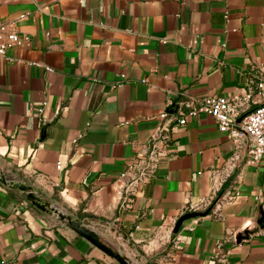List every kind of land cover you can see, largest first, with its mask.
Returning a JSON list of instances; mask_svg holds the SVG:
<instances>
[{
	"label": "crops",
	"instance_id": "1",
	"mask_svg": "<svg viewBox=\"0 0 264 264\" xmlns=\"http://www.w3.org/2000/svg\"><path fill=\"white\" fill-rule=\"evenodd\" d=\"M0 20L28 37L0 57V172L135 264H264V156L176 120L201 97L264 105V0H0ZM0 263L118 264L1 183Z\"/></svg>",
	"mask_w": 264,
	"mask_h": 264
},
{
	"label": "built area",
	"instance_id": "2",
	"mask_svg": "<svg viewBox=\"0 0 264 264\" xmlns=\"http://www.w3.org/2000/svg\"><path fill=\"white\" fill-rule=\"evenodd\" d=\"M27 39V36H21L16 31L13 21L0 20V57H4L8 49ZM259 87L262 88L263 85L261 84ZM239 103L240 98L236 95L230 98L201 97L185 102L186 110L177 112L176 120L178 125H184L188 118H195L201 114L211 116L218 123L220 132L230 134L237 139L245 137L249 141L246 164L254 166L264 156V105L251 111H244L240 108ZM43 106L44 104L38 109L39 113L42 112ZM163 116H167V114L163 113ZM168 131V125L162 126L158 135L150 141L141 159L130 165L127 171L121 174V177H125L128 172H132L130 185L148 179L153 173L155 165L166 156L170 147ZM57 168H60V164ZM233 198L231 195H227L225 201L230 202ZM192 211L193 209L189 210V212Z\"/></svg>",
	"mask_w": 264,
	"mask_h": 264
},
{
	"label": "water",
	"instance_id": "3",
	"mask_svg": "<svg viewBox=\"0 0 264 264\" xmlns=\"http://www.w3.org/2000/svg\"><path fill=\"white\" fill-rule=\"evenodd\" d=\"M0 183L12 190L18 191L28 202H30L34 207H36L40 211L56 216L62 223H64V225H66L67 228H69L78 236L88 241L92 246L97 248L109 258L116 261L118 264H135L126 257H124L119 251H116L105 243H103L98 237L97 233H95V231L88 227L86 224L60 212L56 207H54V205H51L49 202L44 201L41 197L33 193L29 187L25 186L21 182L15 180L14 178L10 177L5 173L0 172ZM197 216H200V214L189 213L184 215L177 221L173 232L176 233L178 231L183 221ZM263 221L264 216H262L261 219L258 221V225L261 228H263Z\"/></svg>",
	"mask_w": 264,
	"mask_h": 264
},
{
	"label": "rangeland",
	"instance_id": "4",
	"mask_svg": "<svg viewBox=\"0 0 264 264\" xmlns=\"http://www.w3.org/2000/svg\"><path fill=\"white\" fill-rule=\"evenodd\" d=\"M58 208V207H57ZM59 209V208H58ZM60 210V209H59ZM61 212H63L64 213V211H62V210H60ZM66 214V213H65ZM55 217V219L56 220H59L56 216H54ZM111 248H113V247H111Z\"/></svg>",
	"mask_w": 264,
	"mask_h": 264
}]
</instances>
